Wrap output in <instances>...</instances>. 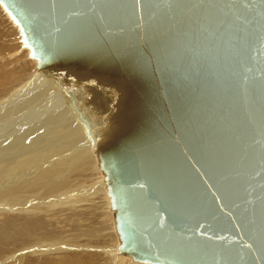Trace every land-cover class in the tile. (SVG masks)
I'll return each mask as SVG.
<instances>
[{"label":"water","instance_id":"1","mask_svg":"<svg viewBox=\"0 0 264 264\" xmlns=\"http://www.w3.org/2000/svg\"><path fill=\"white\" fill-rule=\"evenodd\" d=\"M0 6L38 69L88 62L90 87L119 101L101 162L119 253L264 264V0Z\"/></svg>","mask_w":264,"mask_h":264},{"label":"bare ground","instance_id":"2","mask_svg":"<svg viewBox=\"0 0 264 264\" xmlns=\"http://www.w3.org/2000/svg\"><path fill=\"white\" fill-rule=\"evenodd\" d=\"M17 51L9 58L19 55ZM59 60L46 64L44 69L34 70L7 101L4 98L0 101V139L4 137L0 142V210L6 208L2 212L8 210L10 214H21L30 207L32 212L47 216L56 213L57 208L59 211L79 214L91 211L105 215V218L111 217L113 211L109 205L106 169L101 167L98 157L104 162L114 151L108 137L113 136L110 125L119 116V101L116 99L112 107L113 99L108 90L103 94L90 87L98 79L81 72L92 69L88 62L65 66ZM3 80L9 81L7 76ZM101 87L107 88L105 85ZM83 95H93V98L78 103V97ZM102 130L101 140L99 133ZM100 169L105 175H100ZM38 222L34 225L38 226ZM70 223L75 225V218L70 219ZM102 223L106 225L105 220ZM46 227L43 226L45 230ZM103 232L99 228L87 230L91 237ZM0 234L3 233L0 231ZM110 234L114 236L115 232L108 231ZM29 237L33 241L31 246L35 244L43 247L41 249L61 242L54 237L35 238L32 234ZM60 262L64 264V261Z\"/></svg>","mask_w":264,"mask_h":264},{"label":"rangeland","instance_id":"3","mask_svg":"<svg viewBox=\"0 0 264 264\" xmlns=\"http://www.w3.org/2000/svg\"><path fill=\"white\" fill-rule=\"evenodd\" d=\"M18 49L21 50L17 51ZM16 51L19 52V55L15 54V57L9 58L11 53L13 54ZM18 56H22V58ZM36 69L35 60L30 56L28 57V50L20 42L17 26L11 21L7 13L0 8V83L6 76L9 80H3L0 84V101L3 98L7 101V98L13 95L19 84H23L28 75ZM20 77L22 79L19 80ZM4 110L10 111V109ZM4 110H2L3 114L5 113ZM2 121L9 123L8 120ZM0 140L2 142L4 137ZM98 161L99 163L102 162L100 156ZM99 173L105 175L102 169ZM3 209L0 210V231L3 233L0 234V264H54L57 261L56 264H61L60 261H64V264H136L129 256H123L117 251L118 236L113 221V210L111 211V217L108 215L105 218V215L92 213L91 211L79 214L68 210L59 211L60 209L57 208V210L55 209L56 213L43 215L44 217L41 216V213L32 212L30 207L21 214L18 212L10 214L7 213L8 210L2 212ZM74 214L75 216H73ZM73 218L76 221L75 225L70 223V219ZM104 220L106 221L105 226L102 223ZM37 222L39 225H34ZM43 226H47L46 230ZM20 228L23 230L20 231ZM91 228H99L104 232L96 237H91L87 233V230ZM47 229L50 230L47 231ZM108 231H114L115 235L110 234L111 236H109ZM30 234L35 238L41 236L54 237L57 240L61 239V242L58 244L54 242L55 246L48 244L44 249H41L43 247L34 246L35 244L31 246L33 241L30 240ZM69 241L70 243H68ZM55 248H60V250ZM117 256L120 258L118 262ZM60 257L62 259L64 257V259L62 260ZM137 264L144 263L137 262Z\"/></svg>","mask_w":264,"mask_h":264}]
</instances>
